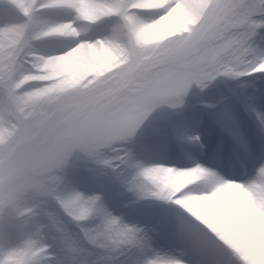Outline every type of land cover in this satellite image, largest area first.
<instances>
[{"label": "snow or ice", "instance_id": "6c2138e0", "mask_svg": "<svg viewBox=\"0 0 264 264\" xmlns=\"http://www.w3.org/2000/svg\"><path fill=\"white\" fill-rule=\"evenodd\" d=\"M0 3L7 4L22 17L0 23V114L14 115L18 135L31 137L35 144L38 174L42 179L51 177L47 181L49 190L45 199L53 202L78 229L74 235L68 227L64 236L98 253L93 264H104L113 253L126 247L151 248L144 229L125 223L109 211L102 195L64 187L63 172L73 155L80 152L90 162L117 173V179L136 201L155 199L175 206L178 214L165 216L163 223L184 237L186 244L203 250L208 257L206 264H218L208 241L218 242L240 264H247L181 206L180 196L185 193L169 197L162 190L143 191L140 187L143 174L161 169L134 160L124 145L132 141L159 105L181 107L193 85L204 89L219 76L230 79L264 76V48L255 41L264 29V0H161L152 8L134 9L150 13V19L159 25L173 26L174 34L153 52L151 58L145 59L144 53L133 49L129 63L117 72L90 87L81 86L47 111L35 113L30 120H25L20 111L24 95L53 84L50 80L34 77L51 66L53 59L63 60L66 54L74 55L70 48L54 56L37 52L34 47L37 40L68 37L67 22L49 24L41 20L40 12L61 9L79 16L84 13L78 0H0ZM94 7L98 13L88 19L92 24L99 25L113 16L123 17L126 22L130 20L126 15V0H109L107 4L99 0ZM34 26H40L39 30ZM76 39L81 48L87 45L90 49L81 53V57L95 52L96 42L79 40L78 36ZM242 105L246 110L253 109L251 98ZM257 117L264 131V113H257ZM240 138L243 139L242 133ZM125 169L131 170L130 176H124ZM260 172L264 173V169ZM73 203H79L84 209L76 218L68 210ZM56 215L61 219L57 212ZM88 234L97 239L89 240ZM46 252L48 261L69 264V256L60 243L47 245ZM142 264L185 262L156 254Z\"/></svg>", "mask_w": 264, "mask_h": 264}, {"label": "rangeland", "instance_id": "374dc122", "mask_svg": "<svg viewBox=\"0 0 264 264\" xmlns=\"http://www.w3.org/2000/svg\"><path fill=\"white\" fill-rule=\"evenodd\" d=\"M97 2L99 0H90V3L81 5L84 17L97 16L98 10L94 7ZM70 15L65 10L47 9L41 11L40 18L52 24L66 22ZM21 19L14 9L0 3V23ZM110 23L111 20H106L96 25L89 34L90 38L104 34ZM34 27L39 30L40 26ZM144 27L146 25L130 17L128 36L134 41L133 49L144 53L148 59L174 34V28L160 25L159 33L148 38L141 35ZM263 33L264 29H261L255 38V41H261L256 44L262 48ZM123 39L124 34H117L115 46L122 59L112 61L107 53L92 52L89 56L93 61L99 56L104 62L95 65L88 73H81L82 65L59 62L43 69L42 74L34 79L50 80L53 84L24 95L25 102L20 105L24 119L30 120L35 113L47 111L81 86L90 87L127 65L131 56L120 43ZM70 44L69 38L50 37L35 41L34 47L38 53L47 56L58 54ZM248 98L252 99V110H246L242 105ZM257 113H264V76L256 74L237 79L219 76L204 89L193 85L179 108L167 104L156 107L124 147L132 153L134 160L146 166L191 167L201 164L228 179L234 178L224 170L234 172L245 182L251 180L264 160V131ZM35 150L31 137L18 135L16 117L8 112L0 114V264H47L46 247L50 243L62 245L69 256V264H93L99 254L64 236L68 227L74 235L78 233L77 227L53 202L45 199L49 190L47 181L51 177L40 178ZM193 150L198 152L194 154ZM63 175L66 189L102 195L109 211L125 223L144 229L150 239L151 248L126 247L113 253L104 264H142L156 254L179 258L185 264H206L208 257L203 250L186 244L184 237L163 223L165 216L178 214L175 206L155 199L136 201L117 179V173L90 162L80 152L73 155ZM130 175L131 170L125 169L124 176ZM141 181L143 191L162 190L169 197L174 196L160 171L145 172ZM185 206L189 211L193 210L191 206ZM68 210L74 218L84 211L79 203L71 204ZM88 239L95 241L97 236L88 234ZM208 246L214 251L213 259L218 264H236L231 253L218 242L208 241Z\"/></svg>", "mask_w": 264, "mask_h": 264}, {"label": "clouds", "instance_id": "9594fccd", "mask_svg": "<svg viewBox=\"0 0 264 264\" xmlns=\"http://www.w3.org/2000/svg\"><path fill=\"white\" fill-rule=\"evenodd\" d=\"M103 2L107 4L109 0H103ZM160 2L161 0H126V15L134 17L142 25H146L141 35L148 38L155 37L159 33L160 25L150 19V13L133 10L152 8ZM110 20L112 23L109 24L104 34L90 38L89 34L96 25L90 23L84 16L71 13L70 18L66 21L67 38L71 41L69 48L74 55L66 54L65 59H53V63L82 65L80 71L83 74L90 72L95 65L104 62L99 56L96 61H93L89 55L81 57V53L88 52L90 49L87 45L81 48L76 36L79 37V40L96 42L95 52L97 54L107 53L112 61H116L123 58L115 46L117 34L122 33L125 39L120 43L124 45L127 54L131 56L134 41L128 36L129 22H126L123 17L117 19L116 16ZM103 41H107V43H102ZM156 167L161 169L160 174L166 178L167 186L174 191V196L178 193H185L180 196L181 206L188 211L189 208L185 205L191 206L193 210L190 213L218 239L228 245L234 254L238 253L241 259L247 261V264H264V217L256 221L251 210L245 207L248 202V192L256 187H264V173L260 172V169H264V160L259 163L255 177L245 182L223 178L201 164L191 167H166L163 165H156ZM224 187L240 191L242 193L240 198L227 203L215 200V194ZM176 189L179 190L176 191ZM47 264H56V262L54 260L47 261ZM236 264H240L239 260H236Z\"/></svg>", "mask_w": 264, "mask_h": 264}, {"label": "bare ground", "instance_id": "6f19581e", "mask_svg": "<svg viewBox=\"0 0 264 264\" xmlns=\"http://www.w3.org/2000/svg\"><path fill=\"white\" fill-rule=\"evenodd\" d=\"M78 3L84 6L85 4L90 3V0H78ZM44 22L50 23V21H44ZM162 26L167 27L168 25L163 24ZM256 42L258 44H261L260 40H257ZM117 50L120 51L119 49ZM63 65H67V64L63 63ZM196 152L198 151L193 150L192 153L195 154ZM224 171L232 175L234 179L241 181L240 179H238L236 174L234 175V172L231 173L228 170H224ZM254 177H255V174L254 176L251 177V179H253ZM241 194L242 193L240 191H237L236 189L224 187L221 190H219L218 193L215 194L214 199L217 201L227 203V202L238 200ZM245 207L251 210L253 217L256 221H259L261 217H264V187H256L253 190L248 192V202Z\"/></svg>", "mask_w": 264, "mask_h": 264}]
</instances>
